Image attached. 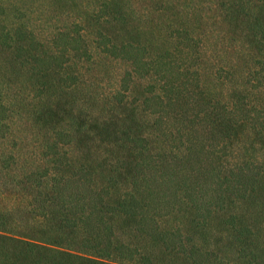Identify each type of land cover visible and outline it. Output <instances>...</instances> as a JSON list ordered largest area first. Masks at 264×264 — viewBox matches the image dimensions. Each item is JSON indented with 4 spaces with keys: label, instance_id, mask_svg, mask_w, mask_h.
I'll list each match as a JSON object with an SVG mask.
<instances>
[{
    "label": "rangeland",
    "instance_id": "rangeland-1",
    "mask_svg": "<svg viewBox=\"0 0 264 264\" xmlns=\"http://www.w3.org/2000/svg\"><path fill=\"white\" fill-rule=\"evenodd\" d=\"M137 56L171 67L149 75L131 63ZM48 64L50 75L42 73ZM170 70L192 93L185 94L206 100L181 129L171 125L160 86ZM153 86L164 101L152 96ZM58 98V113L44 115V103ZM236 99L244 126H214L203 116L219 113L218 100L232 106ZM0 101V189L34 186L39 174L26 179L29 167L67 154L104 162L110 171L104 167L102 182L114 185L107 197L105 188L94 191L104 193L106 207L92 208L93 194L70 174L71 220L78 238L111 241L116 263L146 264L163 250L167 264H247L254 249L264 252V232L247 235L252 209L242 208L241 222L232 217L251 171L264 169V0H0ZM58 127L74 136L57 137L55 147ZM124 144L128 155L118 149ZM253 194L264 198V180ZM15 195L4 192L0 203ZM123 198L120 207L115 199ZM256 217L263 225L264 213Z\"/></svg>",
    "mask_w": 264,
    "mask_h": 264
},
{
    "label": "trees",
    "instance_id": "trees-1",
    "mask_svg": "<svg viewBox=\"0 0 264 264\" xmlns=\"http://www.w3.org/2000/svg\"><path fill=\"white\" fill-rule=\"evenodd\" d=\"M16 43L20 48L26 47L19 37ZM23 50L27 52L26 55L31 59L32 56L29 51L26 49ZM44 51L55 56L53 51ZM44 51L42 53H45ZM35 55L40 54L35 53L34 56ZM131 61L132 64L144 68L149 75H154L153 73L157 72L158 69L156 70L155 66L161 65L163 67H171L165 66L170 64L164 63L161 58L155 56H137L132 58ZM51 65L52 64L43 66L42 73H49L50 75L52 69ZM177 73V70H170L167 84L160 85L165 89V92H168L165 97L166 101H164L160 93H156L155 89H157V86H153L152 96L154 97V95H156L159 101H164L166 103L168 110L174 118L171 125L176 126L175 129H181V127L193 123L192 119L189 118L186 113L190 109L194 111L195 107L198 105H205L206 100L190 96V94H192L191 92H184V86L175 83L172 79L177 78ZM179 74H182V72H179ZM195 75L197 79H195L196 84H194V87L199 90V73L196 71ZM201 95L202 94L199 93V96ZM58 101H60V98H58L57 101L54 100V104L44 103V115L58 113L57 109L62 106ZM240 101L243 105L247 103L244 99ZM217 103H219L221 112L219 110V113L213 115L208 111L203 113V116L207 118L210 125L217 126L218 124H225L226 121L234 128L245 125L246 120L244 118H242V120L241 118L235 117V107L240 104L239 100H232V106L229 105V101L225 100H218ZM183 105H185L186 109H182ZM0 106H5L3 101H0ZM179 110H184V117L180 116L182 113ZM71 111L74 110L71 109ZM203 116L200 117V120H202ZM184 121L187 122L183 124ZM5 124V122L0 120V128ZM67 131L70 134L67 133ZM51 132L52 138H50V142H53L55 147L58 146V144H56V140L58 141L57 137H61L62 135L71 137L72 135L73 138L74 136L72 131L68 129L63 130L60 127L52 128ZM148 147L149 146H146L145 151L150 152ZM118 149L119 151H125V155L130 153L128 144H124L123 147L121 146ZM67 155H69V157L64 162H57L56 159L58 158H52L50 159L48 167L47 165H43L42 167H29V170H26L24 174L26 175V179L30 175L38 177L39 174V178L35 184L26 180V182L35 187L24 186L22 189L23 191H19L16 187L6 189V186L0 189V196L4 192L9 191L16 194L15 201L9 205L0 203V264H126L123 261H118L119 263H116L117 260L109 258L114 257V252H112L113 246H110L111 241L108 244L100 240L98 237L99 235L92 233H85V235L82 236L83 238H78L80 236H76L75 234V226H77V224L74 223V220H71L76 217L74 215L77 212L75 209L76 202H74L73 199L74 191L77 188L74 189V187H72L76 181H74L71 175L76 173L79 176L80 181H77L81 183V187L83 186V189L93 194L92 197L94 198H92L91 207L94 209L100 207L104 208L106 207L104 204V193L102 191L100 193L98 191L95 192L94 190L97 187L100 190L105 188L107 197L109 187L114 184H105V182H102L103 178H101L100 175L105 172V168H107L106 170H109V168L104 166V162L100 165L99 163L96 164L89 161L87 158L76 160L72 158L70 154ZM49 167H52V169H49ZM42 168L45 169L41 170ZM86 172H88L89 175L82 176L86 174ZM251 172L253 176L247 179L249 181L247 189H241V200L235 203L238 205L236 209L233 210L234 214L232 215L234 221L237 222V219H240L241 222L244 219L242 208L247 205L249 209H252L253 214L249 216V226H245L249 230L248 236L264 232V222L263 225L259 224L258 218L256 217L264 213V198L262 200L257 199L253 194L260 181L264 180L263 166L258 168L257 172L253 170ZM106 174H108V172L104 175ZM107 179L111 181V174L108 178H105V180ZM242 187H246V185L243 184L241 188ZM27 189L29 191H25ZM128 195L134 196L133 194ZM131 196L130 198L133 199L134 197ZM131 199H128V201ZM123 201L125 202L127 199H115V202H117L120 207ZM19 208H22V213L18 212ZM184 219L187 218L185 215H182L180 220L184 222ZM232 227V232L237 231L235 226ZM89 240H95V242L90 243ZM160 247L162 246L160 245ZM114 248L117 247L115 246ZM166 255L167 254L163 253V250L160 251L159 254H152L146 257V264H167L165 261ZM182 263L188 264L187 261H182ZM247 264H264V252H259L254 249L252 254H250Z\"/></svg>",
    "mask_w": 264,
    "mask_h": 264
}]
</instances>
